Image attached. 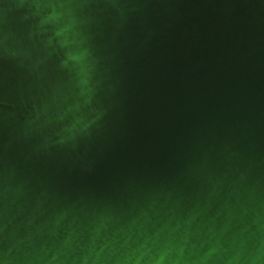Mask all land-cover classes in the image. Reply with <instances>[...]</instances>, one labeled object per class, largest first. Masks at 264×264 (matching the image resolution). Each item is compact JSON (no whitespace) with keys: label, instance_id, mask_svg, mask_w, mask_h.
I'll return each mask as SVG.
<instances>
[{"label":"water","instance_id":"1","mask_svg":"<svg viewBox=\"0 0 264 264\" xmlns=\"http://www.w3.org/2000/svg\"><path fill=\"white\" fill-rule=\"evenodd\" d=\"M0 264H264V0H0Z\"/></svg>","mask_w":264,"mask_h":264}]
</instances>
